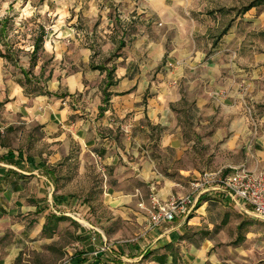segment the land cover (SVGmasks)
I'll use <instances>...</instances> for the list:
<instances>
[{"label": "crops", "instance_id": "0c3cea01", "mask_svg": "<svg viewBox=\"0 0 264 264\" xmlns=\"http://www.w3.org/2000/svg\"><path fill=\"white\" fill-rule=\"evenodd\" d=\"M149 3L146 8L144 0L9 1L25 20L33 17L34 22V12L51 17L50 31L43 25L35 38L43 33V51L55 60L63 58L59 65L70 73L59 80L49 74L52 85L34 96L0 74V264H19L27 243L23 234L49 233L43 231L46 221L26 228L17 216L43 212L41 198L47 196L49 203L46 194L53 192L69 138L82 151L101 155L107 204L116 215H136L141 226L138 236L110 247L105 235L96 238L81 229L90 257L77 254L69 264H264L263 232L253 228L250 209L225 193H203L187 215L155 226L139 207L140 201L147 205L152 189L163 202L190 194L203 171L264 166V110L254 130L246 113L248 104L264 103V54L241 49L250 31H264V4L256 3L236 18L226 19L228 11L213 18L177 15L181 26L176 27L186 33L177 48L153 42L145 30L128 36L132 19H146L149 11L164 13L165 21L171 17L174 6L165 0ZM77 21L99 22L105 29L76 30ZM118 26L124 30L120 34ZM93 33L107 42L101 51L89 44ZM91 65L114 69L107 103L102 101L106 71ZM14 125L39 127L48 152H33L31 135L17 148L2 140L13 132L16 140L23 135ZM69 198L51 196L57 206ZM104 246L108 249L95 253Z\"/></svg>", "mask_w": 264, "mask_h": 264}, {"label": "rangeland", "instance_id": "374dc122", "mask_svg": "<svg viewBox=\"0 0 264 264\" xmlns=\"http://www.w3.org/2000/svg\"><path fill=\"white\" fill-rule=\"evenodd\" d=\"M9 1L0 0V74L7 80L21 82L25 93L31 96L41 94L48 90V86L52 85V81L49 80L51 79L49 74H54V77H57L59 80L62 76L70 73V70L62 71V69L66 68L61 64L59 65V62H63V58L55 60L53 55L43 51L45 38L42 47L31 58L30 50L33 39L43 29V25L46 32L50 31L51 17H47L42 12H34L33 16H36L34 22L33 17H31V20H25L20 17V8L11 6ZM252 1L255 0H165L166 3L174 6L168 14L171 16L168 21H165L163 18L164 13L163 15H158L149 11L146 19H132V27H128L129 30L127 29L126 31H128L129 36L132 30L137 34L145 30L153 42L161 44L160 42L163 41L165 47L168 44L170 47L181 48L183 37L186 36V33L179 32V29L176 27L181 26L176 18L177 15L186 19L201 14L213 18L228 11L230 15H227L226 19L229 16L236 18L241 13L243 6ZM144 2H146V8L150 6L149 0H144ZM256 3L264 4V0H256ZM150 10L152 11V9ZM135 12L134 9L132 14ZM73 26L76 30L85 27L94 31L105 29L104 24L101 25L99 22L87 24L77 21L73 23ZM116 31L117 34H120L119 31L124 30L118 26ZM92 40V43L89 44L96 52L101 51L102 47L107 45V42L99 34L94 35L93 33ZM126 40H128V37ZM122 42L124 43L125 41ZM81 44L82 42H79L77 48L81 47ZM241 49L244 52L254 51L257 54H264V31H250L247 39L242 42ZM95 56L96 60H101V56L99 57L97 53ZM36 66H41L42 68L39 69ZM22 68L30 70L32 74V77L29 76L30 82L24 79L21 72ZM95 79L98 80L99 77L96 76ZM84 81L88 82L85 79ZM61 88L59 86L57 92H60ZM79 101L80 104L86 105L85 101ZM253 105V107H250V104H248L247 106L250 108V111L246 110L251 130H254L258 123L259 112L264 110V103ZM14 126L15 131H20L23 137L18 136L19 140H16V133L13 132L8 137L4 136L2 140L12 142L10 143L11 146L17 148V146L22 144V139L25 140L27 135H31L33 138V143H31L32 151L39 152L42 150L48 152L47 141L43 139L44 136H42L39 127L33 125H30L29 128H26L24 125ZM253 137L254 134L250 136V139ZM68 141L70 142L68 155L62 162H59L57 179L52 184V194H69L70 198L68 202L65 206L54 205L51 200L52 194L49 195L47 193L49 203L45 202L46 196V198H41V201L44 203L39 205L43 212H34L33 215L29 213L25 216H21L20 214L17 216V222L23 220L26 228H30L31 226H36L39 222L45 223L47 214H56L55 211L60 212V214L62 212L68 214H65V218L57 223L52 232H40L33 238H29L23 234V238L27 243L23 245L19 253V264H69L70 259L74 258L77 254L81 258H89V254H86L83 247L82 239L85 238L80 236L81 229H85L86 232H89L91 236L94 235L96 238H101L102 234L105 235L109 247L115 244L116 241L134 238L140 233L139 229L141 226L136 220V215H116L112 212L109 204H107L103 195L105 177H103V173L100 170L101 166L105 169V165L103 163L97 164L93 156V154L99 153L94 150L82 151L75 140L69 138ZM104 174L107 177L106 170H104ZM76 204H79L80 208H77ZM251 223L253 224V228H257L263 232L262 236L264 239V223L257 219L252 220ZM32 240L39 242L32 246L29 244Z\"/></svg>", "mask_w": 264, "mask_h": 264}, {"label": "built area", "instance_id": "2783aa9c", "mask_svg": "<svg viewBox=\"0 0 264 264\" xmlns=\"http://www.w3.org/2000/svg\"><path fill=\"white\" fill-rule=\"evenodd\" d=\"M2 131V128H0ZM97 164L102 163L99 154H93ZM100 170L104 174V167ZM191 193L178 196L170 202H163L153 189L148 194V203L140 201L139 207L146 210L151 225L171 222L178 216L187 215L199 195L210 191H220L227 194L235 202L250 209L253 218L264 223V166L249 169L245 165L231 168L229 171H203L192 183ZM104 246L95 253L107 250Z\"/></svg>", "mask_w": 264, "mask_h": 264}, {"label": "trees", "instance_id": "16d2710c", "mask_svg": "<svg viewBox=\"0 0 264 264\" xmlns=\"http://www.w3.org/2000/svg\"><path fill=\"white\" fill-rule=\"evenodd\" d=\"M255 1L250 2L249 4L243 6L242 11H247L248 9H250L252 6L255 5ZM42 42H43V33L40 34L38 37L35 38L34 43H33V51L31 53V58L34 57L36 55V53L38 52V50L41 48L42 46ZM107 63V62H104ZM91 68L93 69H100V70H105L106 71V76H105V87L103 89V103H107L109 100V95L110 93L107 92V88L112 85L113 82V72L114 69L113 68H106L104 65H91ZM21 72L23 73V77L26 81H31V79L29 78V75L31 74L30 70H24L21 69ZM32 77V76H31ZM21 86H23V84L21 82H18ZM102 109V108H101ZM64 219L63 216H55L54 214H49L47 216L46 219V223L44 225L43 231H52L54 229V227L57 225V223Z\"/></svg>", "mask_w": 264, "mask_h": 264}]
</instances>
